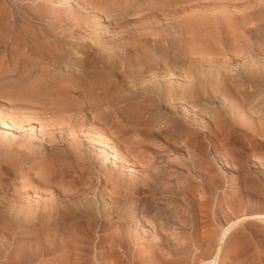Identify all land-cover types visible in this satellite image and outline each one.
I'll use <instances>...</instances> for the list:
<instances>
[{"label":"rangeland","instance_id":"obj_1","mask_svg":"<svg viewBox=\"0 0 264 264\" xmlns=\"http://www.w3.org/2000/svg\"><path fill=\"white\" fill-rule=\"evenodd\" d=\"M263 21L264 0H0V209L23 206L27 212L39 201L49 203L57 191L64 190L65 195L68 186V193L72 189L97 206L105 221L100 235L61 233L62 247L70 237L77 241L76 246L66 252L59 248L47 257L34 253L39 233L26 232L21 238L35 236L24 244L28 245L26 253L36 254L28 263L21 262L22 250L16 249L18 235L1 228L0 264H211L220 224L264 213V133L255 130L254 120L232 119L227 112L231 103L238 104L240 94L221 95L207 85L209 79L223 78L228 71L238 80L240 72L247 75L254 67L261 70ZM240 46H246L244 54H240ZM252 50L259 52L256 61H250ZM246 59L248 64L243 65ZM69 60L80 70H67ZM159 78L165 79V88L159 85ZM151 80L153 84L148 82ZM193 83L199 87L195 93L200 98L215 101L218 95L225 104L216 119L208 111V115L205 110L197 111L211 122L204 132L205 146L187 137L189 125L178 120L179 113L170 114L158 106L149 109L152 114L146 112V88L154 89L155 96L172 93L174 106H179L178 95L183 88L194 93ZM37 85L42 89L39 87L40 96L36 92L34 98L29 90ZM118 88L124 93L121 101ZM241 88L250 90L251 86ZM70 99L77 102L69 104ZM174 106L170 105L176 109ZM149 122L169 132L151 130ZM216 126L219 130L213 144L210 137ZM239 129L247 130L251 139H240ZM151 154L155 156L151 164L156 166L162 161L179 165L171 168L166 183L176 193L165 197L162 189L157 191V200L170 210L173 223L158 233L150 222L136 226L126 221L131 207L150 193L133 181L151 165L145 158ZM5 159L30 161L15 172L13 166L3 165ZM51 172L54 181L41 186L37 174L48 177ZM238 180L241 188L236 190ZM129 190H135L133 195L139 200L125 198ZM121 213L127 214L123 217ZM80 222V227L89 224L88 219ZM237 225L222 241L217 264H264V223L243 221Z\"/></svg>","mask_w":264,"mask_h":264},{"label":"bare ground","instance_id":"obj_2","mask_svg":"<svg viewBox=\"0 0 264 264\" xmlns=\"http://www.w3.org/2000/svg\"><path fill=\"white\" fill-rule=\"evenodd\" d=\"M171 3V2H170ZM183 3V2H182ZM169 4V3H168ZM102 18V17H101ZM264 22V21H263ZM260 31V30H259ZM57 38V37H56ZM264 42V41H263ZM240 45V44H239ZM243 45V44H242ZM245 45V44H244ZM264 45V44H263ZM247 46V45H246ZM246 46H240L238 48V50L240 51V54L242 53L243 51V54H244V51L246 50ZM259 46V45H258ZM251 47V46H250ZM254 48V47H253ZM264 48V47H263ZM113 50V49H112ZM250 53V52H248ZM118 54V53H117ZM242 54V56H243ZM246 54V53H245ZM261 55V54H260ZM250 56V55H249ZM263 57V56H262ZM261 57V59H262ZM234 58V57H233ZM247 58V57H245ZM245 58H242V59H245ZM255 58H259V52L257 51H254L252 50L251 52V56H250V61H256ZM241 59V60H242ZM255 59V60H254ZM264 59V58H263ZM262 59V60H263ZM184 60V59H183ZM240 60V59H239ZM71 60L69 61H66L67 63V70L68 69H71L72 71L75 70V71H79L80 70V67L77 66V65H74L72 64V62H70ZM76 60H74L73 62H75ZM166 61V60H165ZM182 61V60H181ZM248 59H246L244 62H243V65H246L248 64L247 63ZM260 61V60H259ZM233 62V61H232ZM264 62V60H263ZM166 63V62H165ZM168 64V62H167ZM201 64V63H200ZM256 64V63H255ZM238 64H236L237 66ZM254 65V64H252ZM159 66V65H158ZM218 66V65H217ZM64 67V66H63ZM224 69L223 68V65H220L219 68ZM240 67V66H239ZM238 67V68H239ZM243 67V66H242ZM257 67H259L257 65ZM260 69H256L254 67V69H252L251 71L250 70H247L249 72H251L250 74L248 73L247 75L243 74L242 72L239 73L240 75V78H237V75H236V78L238 80H234V74H232L233 72L231 70L230 71L232 73H230L228 71L229 74H232V75H229L228 73H225V76L223 78H219V77H213V79H209V83L208 85L205 83L204 85H207V88L210 90V91H213V92H216V93H220L221 95L224 94V95H230L232 92L236 91V93L240 94L241 97H239V102L238 104H232L227 106L228 108V111L231 115V118L232 119H237V118H243L244 120H254L255 122H257V126L255 128L256 131H261L264 133V66H261L260 65ZM66 69V68H65ZM201 69V68H200ZM219 70V71H221ZM211 71V70H210ZM212 72V71H211ZM210 72V74H212ZM238 72V71H237ZM206 73V72H205ZM221 73V72H220ZM82 74V72H81ZM201 74V73H200ZM84 75V74H82ZM187 75V74H186ZM199 75V74H198ZM220 75V74H219ZM42 76V75H41ZM45 76V75H44ZM66 76V75H65ZM150 76V75H149ZM185 76V74H184ZM193 76V75H192ZM191 76V77H192ZM194 77V76H193ZM38 78V77H37ZM41 78V77H40ZM65 78V77H64ZM91 78V77H90ZM164 78V77H163ZM162 80L160 79V82H159V79H158V82H159V85H166V81H164L165 79ZM174 78V77H173ZM200 78V77H198ZM197 78V79H198ZM211 78V77H210ZM215 78V79H214ZM47 79V78H46ZM185 79V77H184ZM191 79V78H190ZM205 79V77H204ZM39 80V79H38ZM45 80V79H44ZM43 80V81H44ZM118 80V79H117ZM179 80V79H178ZM188 80V79H187ZM194 80V79H193ZM201 80V79H199ZM206 80V79H205ZM42 81V80H41ZM42 81V82H43ZM68 81V80H67ZM146 81V80H145ZM153 80L151 81H148L149 83L151 82L152 83ZM196 81V80H195ZM34 82L37 83V81L35 80ZM41 82V83H42ZM45 82V81H44ZM47 82V81H46ZM62 82V81H61ZM174 82V81H173ZM40 82H38L39 84ZM120 83V82H118ZM202 83V81H201ZM200 83V84H201ZM14 84V83H13ZM51 84V83H50ZM147 84V83H146ZM245 84H248L249 86H251V89L248 90V89H245V90H242L241 86L242 85H245ZM28 85V84H27ZM35 85V84H33ZM40 85V84H39ZM43 85V84H42ZM45 85V86H44ZM43 86L44 87H48L46 86V84H44ZM48 85V83H47ZM143 85V84H142ZM158 85V86H159ZM173 85V84H172ZM32 86V85H31ZM25 87V86H24ZM28 87V86H27ZM33 87V86H32ZM30 87V88H32ZM41 87V86H39ZM39 87L37 85V87L35 86V88L29 90L30 93H36L38 92V95L40 96V91L39 90ZM135 87V86H134ZM139 87V86H138ZM141 87V85H140ZM154 87V86H153ZM173 87V86H172ZM179 87V86H178ZM177 87V88H178ZM190 87V86H189ZM202 87V86H201ZM205 87V86H204ZM203 87V88H204ZM14 88V87H13ZM38 88V89H37ZM132 88V87H131ZM146 88V87H145ZM158 88V87H157ZM165 88V87H164ZM163 88V89H164ZM193 91H189V89H186V88H183L184 90L181 91V93L178 95L177 97V101H178V104L179 106H174V101H175V97L172 93H168L166 96L165 95H161L159 94L158 96H155L154 95V92H156L153 88V90H151V88H146L145 90L148 91V93H144L147 98H146V101H147V105L149 106V108H147L148 110L146 112H149L151 109L150 108H154V106H158L160 107H164V109L166 110V112L170 113V114H177L179 113V116L180 117H177L178 120H180L181 122L183 123H186L189 125V127L185 130V134H187V137H190L192 139H196L198 141H200L201 145L202 146H205V134L204 132L206 131V128H208L209 125H211V122H209V118L207 119L206 116L204 117L203 115L205 114H201V112H197V111H202V110H205L206 111V115L207 114V111L209 113V115L213 118H218V117H221V112L223 111V107L225 106V104H221L220 103V100H218V98H221V97H218V95L216 96L217 99L215 101L207 98V99H204V98H200V96H198V94H196L195 92H197L198 90V86L196 83H193L191 84V87H190ZM202 88V89H203ZM206 88V87H205ZM205 88L202 90L204 91ZM206 88V89H207ZM250 88V87H249ZM22 89V88H21ZM42 89V87H41ZM124 89V88H123ZM138 89V88H137ZM136 89V90H137ZM160 89V87H159ZM157 89V90H159ZM162 89V90H163ZM176 88L174 87V90ZM10 90V89H9ZM25 90V89H24ZM45 90V89H43ZM42 90V91H43ZM101 90V89H100ZM106 90V89H105ZM143 90V88H142ZM171 90V89H170ZM177 90V89H176ZM68 91V90H67ZM66 91V92H67ZM115 91V90H114ZM128 91V90H127ZM130 91V89H129ZM133 91V90H132ZM131 91V93H132ZM141 89L139 90V93L141 95L142 91ZM172 91V90H171ZM201 90H199L200 92ZM201 91V92H202ZM25 92V91H24ZM69 92V91H68ZM71 92V91H70ZM104 92V91H103ZM161 92V91H159ZM158 92V93H159ZM191 92V93H190ZM206 92V90H205ZM44 93V91H43ZM117 99L119 101H121L123 99V96H124V93H123V90L121 88H118L117 91ZM173 93H175V91H173ZM207 93V92H206ZM215 93V94H216ZM37 94V93H36ZM35 94V95H36ZM48 94V93H47ZM59 94V93H58ZM67 94V93H66ZM76 94V93H75ZM135 94V93H134ZM138 94H135V95H138ZM55 95V94H54ZM60 95V94H59ZM64 95V94H63ZM72 95V94H71ZM74 96V95H72ZM109 95V94H107ZM18 96V95H17ZM20 96V95H19ZM56 96V95H55ZM100 96H103V95H100ZM42 95H41V99H42ZM52 97V96H51ZM68 97V96H67ZM116 97V96H115ZM210 98H212L210 95H209ZM215 97V98H216ZM19 99V97H17ZM23 98H26L25 96ZM34 98H37V95L36 97L34 96ZM46 98V96H45ZM59 98V97H57ZM74 98V97H73ZM110 98V97H109ZM113 98V97H112ZM111 98V99H112ZM214 98V96H213ZM21 99V98H20ZM64 99V98H63ZM61 98V100H63ZM84 99V98H83ZM116 99V98H114ZM224 99V98H222ZM228 99V98H227ZM17 100V99H16ZM22 100V99H21ZM67 100V99H66ZM71 100H74V99H70V101H68V103L70 104ZM104 100V99H103ZM25 101V100H24ZM29 101V99H28ZM43 101V100H42ZM65 100H63L62 102H64ZM84 101V100H83ZM102 101V99H101ZM187 101H191L193 106L189 103V105L187 104ZM225 101V100H223ZM31 102V101H30ZM56 102V101H55ZM74 102H77V100H74ZM108 102V101H107ZM116 102V101H115ZM231 102H235L234 100ZM66 103V102H65ZM72 103V102H71ZM79 103V102H78ZM96 103H98L96 101ZM102 103V102H101ZM100 103V104H101ZM226 103V102H224ZM36 104V102H35ZM73 104V103H72ZM77 104V103H76ZM85 104V102H84ZM114 104V103H113ZM145 104V103H144ZM176 108V109H173L172 107H170V105H172ZM221 104V106H220ZM81 105V104H80ZM96 105V104H95ZM146 105V104H145ZM71 106V105H70ZM83 105L82 104V108H83ZM119 106V105H118ZM64 107V106H63ZM73 107V106H71ZM69 108V109H72V108ZM76 107V106H74ZM105 107V106H103ZM115 107V106H114ZM195 107H198L197 109ZM65 108V107H64ZM145 109V108H144ZM150 109V110H149ZM159 109V108H158ZM159 109V110H160ZM105 110V109H104ZM155 110H157L155 108ZM177 110V111H176ZM107 111V110H106ZM162 111V109H161ZM145 112V113H146ZM155 112V111H154ZM158 111H156L157 113ZM226 112V111H225ZM152 114V112H149ZM165 113V112H164ZM103 114V113H101ZM144 114V113H143ZM150 116H153L151 115ZM155 114V113H153ZM159 114V112H158ZM226 114V113H225ZM98 115V114H96ZM144 116V115H143ZM159 116V115H158ZM52 117V116H51ZM145 117V116H144ZM176 117V116H175ZM158 118V117H157ZM170 118V117H169ZM56 119V118H55ZM60 119V118H59ZM159 119V118H158ZM156 119V120H158ZM231 119V120H232ZM219 120V119H218ZM242 120V119H241ZM46 121V120H45ZM48 121V120H47ZM114 121V120H113ZM162 121V120H161ZM224 121H227V119L224 117ZM223 121V122H224ZM228 124L230 126H234V123L230 122V120L228 119ZM241 122V121H240ZM166 123V122H165ZM209 123V125H207ZM160 125H162L161 123H159ZM226 124V123H225ZM149 127L151 126V130H153L154 128H158V129H161L162 132L164 133H168L169 130L165 128H161L160 126H158L157 124H151L150 122L148 123ZM147 125V126H148ZM227 125V124H226ZM228 125V126H229ZM195 126V127H194ZM12 127V126H11ZM142 127V126H141ZM146 126L144 125V128ZM169 127V126H168ZM184 127V126H183ZM210 127V126H209ZM239 127V126H237ZM147 128V127H146ZM172 128V127H171ZM205 128V129H204ZM165 129V130H164ZM212 129V126L210 128V130ZM168 130V131H167ZM180 130V129H179ZM218 130L217 129V126L215 127V130H214V134L210 137V141L215 144V141H216V137L218 135ZM244 130V129H243ZM240 131L237 130V132L241 134V136H239L240 139H243V138H246V140H249L247 138H250V135L249 133H247L246 131ZM119 131V130H118ZM54 132V131H53ZM136 132V131H135ZM148 132V131H147ZM152 132V131H151ZM161 132V133H162ZM233 132V131H232ZM150 133V132H149ZM173 133V132H172ZM208 133V132H207ZM234 134H236L235 132H233ZM120 134V133H119ZM154 136L155 134L152 133ZM151 134V135H152ZM170 134V133H169ZM166 135V134H165ZM168 135V134H167ZM211 135V134H209ZM52 136V135H51ZM170 136V135H169ZM173 136V135H172ZM177 136V135H176ZM165 137V136H164ZM174 138H176L174 136ZM256 138V137H254ZM171 139V138H170ZM238 140V139H237ZM167 141V140H166ZM177 141V139H176ZM180 141V140H178ZM174 142V141H173ZM256 142V141H254ZM261 141H259L260 143ZM179 143V142H178ZM176 143V144H178ZM184 143V142H183ZM262 143V142H261ZM174 144V143H173ZM175 144V145H176ZM253 144V143H252ZM258 144V143H257ZM256 144V145H257ZM263 144V143H262ZM158 145V144H157ZM183 145V144H182ZM264 145V144H263ZM262 145V146H263ZM156 146V145H155ZM255 146V145H254ZM45 147V146H44ZM51 147V146H50ZM159 147V146H158ZM258 147V146H257ZM260 147V146H259ZM110 148V147H109ZM51 149V148H50ZM111 149V148H110ZM197 149V147H196ZM205 151H203L204 153ZM42 153V152H41ZM154 153V152H152ZM149 153H147L148 155ZM156 154H159L156 152ZM146 155V156H147ZM154 155V154H153ZM202 155V154H201ZM70 156V155H69ZM29 157V156H28ZM120 157V156H119ZM145 157V156H144ZM150 158L148 159V156L145 157L147 158V160H149V163L151 164V162H155V161H150L151 157H152V154L151 156H149ZM155 157V156H153ZM152 157V158H153ZM26 158V157H25ZM157 158V157H156ZM142 159V158H141ZM144 159V158H143ZM171 159V158H170ZM119 160V159H118ZM153 160V159H152ZM155 160V158H154ZM167 160V159H165ZM196 160V159H195ZM30 160L29 159H26V160H21V159H18V161L16 160H8V159H5L3 160L4 162V166H7V168H10L13 166L14 167V170L16 172V167H21L23 166L24 164H26L27 162H29ZM36 161V158L32 159L30 161V163H34ZM169 161V160H168ZM171 161V160H170ZM138 162V161H137ZM178 162V161H177ZM188 162V161H187ZM186 162V163H187ZM142 163V162H141ZM196 163V161H195ZM144 164V163H142ZM182 164V163H181ZM185 164V163H184ZM2 165V166H3ZM140 165V164H139ZM146 165V164H144ZM176 166H174L172 164V161L171 163H168L166 161L165 162H160L157 166L155 163H152L151 165H147V167L144 169V171H142L141 174H138L135 178H134V181L133 183H135V186H138L140 189L144 188V189H147L149 193V195L147 197H143L141 199V201H138L139 204L136 205V206H132L131 208L132 211L130 213V215H127V223H136V226L138 225H144V223H148L150 222L154 228H155V232L158 233V232H162V231H166V229L168 228V226H170V224H173L171 223V213H170V210H168L167 208L164 209L162 208V206L159 204L158 202V197H157V191L159 189H162L163 190V194L165 197H169L171 194L173 193H176L175 192V188L171 185L169 186H166V183H168V175H170L172 172H170L171 168H174L175 167H178L179 165L176 163L175 164ZM178 165V166H177ZM1 166V167H2ZM192 166V165H191ZM143 167V166H142ZM3 168V167H2ZM173 168V170H174ZM182 168V167H181ZM197 168V167H196ZM62 169V168H61ZM7 170V169H6ZM5 171V170H4ZM9 171V170H8ZM57 171V170H56ZM63 171V170H62ZM141 171V170H140ZM176 171V170H175ZM16 176L17 174L14 173ZM95 174V173H94ZM38 175V179H39V184L41 186H46L48 183H52L54 180L53 178L55 177V174L54 172H51V174H49V176H45V175H42L40 173L37 174ZM37 177V176H36ZM62 177V176H61ZM88 177V176H87ZM15 178V177H14ZM60 178V177H59ZM58 178V179H59ZM105 178V177H104ZM35 179V178H34ZM165 180H167L166 182H164ZM173 180V179H172ZM128 181V180H127ZM175 182V181H174ZM33 183V182H32ZM60 184V183H59ZM118 184V183H117ZM169 184V183H168ZM3 185V184H2ZM24 185V184H23ZM27 185V184H26ZM31 185V184H30ZM35 185V184H34ZM33 185V186H34ZM114 185V184H113ZM174 185V184H173ZM32 186V185H31ZM36 186V185H35ZM60 186V185H59ZM59 186H57L59 188ZM71 186V185H70ZM56 187V186H55ZM61 187V186H60ZM68 188V186H66ZM117 187V186H116ZM129 187V186H128ZM39 188V187H38ZM51 188V187H50ZM64 188V187H62ZM65 188V195H63V192L62 190L61 191H57V193L53 194V196L51 197V200L50 202L48 203V201H45L44 205H42V202L39 201L35 206H33L32 209H28L27 207V212L24 211V207L23 206H20V207H17V206H10L8 207L7 209H0V229L2 228L3 230L4 229H9L10 231H12L14 234L16 233V235H18V237L16 238V244L20 245L19 247H17L16 249H20L22 250L21 254H23L22 256L19 254V256H21V262H30L32 261V259H34L33 257L36 256V254L33 256H30L31 254L27 251L26 253V249H27V244L26 243H30L29 241H31V239L34 240V238H31L32 236L29 235L28 237H24V238H21V236L23 234H25L26 232L28 231H35L37 233H39L36 238V242L37 244L34 245L35 247V250H34V253H37V255H39V252H41V255H43V257H47V255H50V254H54L56 253L59 248H62V250L60 252H66L67 250L71 249V247L73 245H75L77 243L76 240H73L72 238L73 237H70L71 235H100L102 233H100L101 230L104 229V223L105 221L104 220H101L100 217L103 216V214H99V212L96 210L97 206L95 207V205L93 206V204L87 199V201H84V197H81L79 198L78 196H76L74 193L71 192V190H69V193H68V189L70 188ZM118 188V187H117ZM236 190L240 189L241 188V183L238 182L236 183V186H235ZM55 189V188H53ZM138 189V188H137ZM40 190V189H39ZM47 190V189H46ZM86 190V189H85ZM178 190V189H177ZM176 190V191H177ZM45 191V190H44ZM77 191V190H76ZM88 191V190H87ZM137 191V190H136ZM143 191V190H142ZM83 192V191H81ZM85 192V191H84ZM134 192L135 190H129V191H126V194H125V198H129V199H134V198H137V197H134ZM37 193V192H36ZM70 193H72L70 195ZM79 193V191H78ZM77 193V194H78ZM142 193V192H141ZM23 194V193H21ZM44 194V193H43ZM46 194V193H45ZM81 194V193H80ZM87 194V193H86ZM94 194V193H93ZM117 194V197H118V193ZM137 194V193H135ZM143 194V193H142ZM180 194V193H179ZM19 195V194H18ZM32 195V194H31ZM38 196V193L36 194ZM161 195V194H160ZM25 196V195H24ZM94 196V195H93ZM162 196V197H164ZM23 197V195H22ZM44 197V196H43ZM50 197V196H49ZM92 197V195H91ZM97 197V196H96ZM133 197V198H132ZM161 197V196H160ZM171 197V196H170ZM2 198V197H1ZM38 198V197H37ZM41 198V197H39ZM48 200V197H44ZM43 198V199H44ZM45 199V200H46ZM97 199V198H96ZM5 200V199H4ZM13 200V199H12ZM15 200H19V199H15ZM40 200V199H39ZM92 200V199H91ZM126 200V199H125ZM137 200H139V198H137ZM180 200V199H179ZM22 201V199H21ZM24 201V200H23ZM43 201V200H42ZM181 201V200H180ZM16 202V201H15ZM116 202V201H115ZM118 202V201H117ZM121 202H124V201H121ZM167 202V201H166ZM36 203V201H35ZM120 203V202H119ZM12 204V203H11ZM10 204V205H11ZM99 204V203H98ZM177 204V203H176ZM175 204V205H176ZM24 205V204H23ZM114 205V204H113ZM263 205V204H262ZM4 206V205H2ZM45 207L44 210H41V207ZM63 206V207H61ZM168 206H169V203H168ZM167 206V207H168ZM111 206H109L110 208ZM177 207V206H175ZM182 206H180L181 208ZM64 208V209H63ZM106 208V207H105ZM108 208V207H107ZM200 208V207H199ZM114 209V207H113ZM178 210H180L178 208ZM106 212V211H105ZM110 213V212H109ZM183 213V212H182ZM106 214V213H105ZM127 214V213H124V214H120V216H123ZM153 215V216H151ZM184 215V214H183ZM86 219L89 220V224L88 223H85V226L84 227H80V224L81 222L80 221H86ZM120 218H118L117 220H119ZM75 221H79L77 223H74ZM183 221V220H182ZM243 221H253V222H260V223H264V213H257V214H252V215H244V216H241L239 218H236L232 221H230L227 225L223 226L222 224H220L222 226V229L221 231L219 232V230L217 229L218 231V236H219V243H218V246H217V249H216V254H214V258L212 259V262L211 264H217L220 256H221V253H222V241L228 236V235H231L232 232H234V228L237 224L243 222ZM104 222V223H103ZM84 224V223H82ZM216 224V222H215ZM126 225V224H125ZM131 225V224H130ZM134 226V225H133ZM173 226V225H172ZM238 226V225H237ZM236 226V227H237ZM100 227V228H98ZM171 227V226H170ZM174 228V227H173ZM216 228V227H215ZM107 229V228H106ZM2 230V231H3ZM126 230V229H125ZM143 230V229H142ZM154 231V230H153ZM171 231V230H170ZM169 231V232H170ZM4 232V231H3ZM6 232V231H5ZM8 232V231H7ZM214 232V230H213ZM216 232V231H215ZM29 233V232H28ZM62 233V235H67L66 233L70 234V239L68 240L67 243L64 244V246L62 247L60 244V240H59V236H61L60 234ZM122 233H126V232H122ZM128 233V232H127ZM143 233H146V232H143ZM148 233V232H147ZM150 233V232H149ZM9 234V233H8ZM13 234V235H14ZM27 234V233H26ZM34 234V233H33ZM32 234V235H33ZM106 234V233H105ZM151 234V233H150ZM154 234V232H153ZM216 234V233H215ZM15 235V236H16ZM34 235H37V234H34ZM125 235V234H123ZM152 235V234H151ZM14 237V236H13ZM23 237V236H22ZM216 238L217 237V234H216ZM217 240V241H218ZM35 242V243H36ZM25 246V247H24ZM76 246V245H75ZM30 247V246H29ZM28 247V248H29ZM36 251V252H35ZM84 252V251H83ZM215 252V251H214ZM30 254V255H29ZM57 255V254H56ZM55 256V255H54ZM53 257V256H52ZM58 257V256H57ZM36 258V257H35ZM39 259V257H38ZM45 259V258H43ZM57 259V258H56ZM36 260V259H35ZM15 261V260H14ZM21 264V263H20ZM79 264H84V263H79Z\"/></svg>","mask_w":264,"mask_h":264}]
</instances>
